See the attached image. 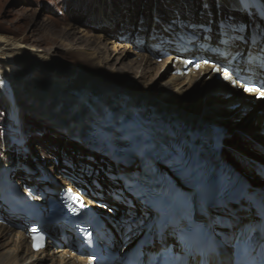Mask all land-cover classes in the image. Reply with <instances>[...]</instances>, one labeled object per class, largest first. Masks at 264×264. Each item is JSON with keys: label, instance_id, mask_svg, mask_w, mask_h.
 Wrapping results in <instances>:
<instances>
[{"label": "bare ground", "instance_id": "6f19581e", "mask_svg": "<svg viewBox=\"0 0 264 264\" xmlns=\"http://www.w3.org/2000/svg\"><path fill=\"white\" fill-rule=\"evenodd\" d=\"M146 2L154 5L152 9L147 10L146 17L153 18L149 29L144 24L146 22L144 21V13L140 11H137L138 15L136 14L135 18H137V21L144 22L137 26L132 24L130 20V14H133L130 10L131 2H127L128 5L119 8L122 10L110 12L116 23L111 21L109 13L104 11V18L99 22L100 25H108L114 29L118 28L119 32H106L104 28H102L103 30L100 29L101 31L90 30L88 38L93 44L101 45L96 53L86 54L88 50L74 49L71 42L73 40L71 38L72 34L63 35V33L48 40L47 45L52 46L49 47L50 49L29 47L27 44L33 31L37 32L36 23H31L30 29L32 30H29L25 35H20L18 40L9 36L6 30L0 29V102L5 111L6 121L4 125L6 127H4V130L7 133L10 131V124L13 121L12 113L15 112L17 120L21 123L23 135L26 131L31 133L30 130H32L27 124L29 117L35 123H39L38 125L41 128H46L52 131L55 136L64 138L66 143L75 138L71 129L65 126V122L71 121L80 123L83 127L87 126L89 130H92L94 137L108 142L110 138L104 135L94 123H91L93 119L112 120L114 123L117 120L122 123L130 121V128L138 131L140 122L146 119L149 120L151 125H159L163 128L167 127V123L171 119L184 124H190L194 120L205 123L211 119L216 123V126L225 125L229 128L232 124L231 121H234L235 114L241 113L242 119L248 117L253 111L249 108L252 96L244 95L223 80L213 82V86L210 88L209 83L196 82L194 77L192 79H183L182 76L172 77L168 75L165 69L170 67L174 70H182V65L186 62L185 58L187 56H179L178 53H173L166 59L156 61L147 53L138 52L139 48L132 38L134 33L139 38L146 36L150 29H153L152 32L162 34L159 30V21L163 22L166 19H168L167 22H171V19L184 20L186 25L182 27L179 25V27L189 33L190 40L191 38L198 39V43L194 45L197 50L192 51V55L197 56V58L205 57L208 52L200 48L201 44L211 46L217 38L215 34L217 27L214 25L211 27L212 32H209V40L203 41V35L207 33L206 28L215 21L216 13H219L223 18L224 13H227L229 9V2L233 3V0H182V3L179 0H146ZM234 3L237 5V1ZM200 4L201 7H198ZM217 6H219L218 9H216ZM226 17H234L241 23L246 18L245 15H233L231 11L226 14ZM255 18L259 20L258 17ZM109 21L112 23H109ZM95 23H98V19ZM257 27L258 33H254L250 40L247 39V33H244V31L233 34L236 43L231 44L227 52L244 54L247 50L250 54L256 55L254 56L255 66L258 72L261 73L264 68V28L261 23H257ZM262 28L263 38L259 35ZM69 30L70 28L64 29V31ZM220 30L226 31V35H229L228 29ZM72 32L80 31L74 28ZM119 34H122V36L120 37ZM119 38L133 39L136 46L132 52L130 51V54L136 57L133 62L125 63V59L121 58L120 51L124 48L129 50L130 47L121 43L122 40H118ZM242 38L243 42L239 43ZM143 39L147 38L143 37ZM241 44H245V46ZM51 51L53 52L51 53ZM84 54L86 58H83L82 62L72 58ZM119 55L120 57H118ZM175 60H177V63H173ZM114 61L115 63L110 65ZM158 62L162 64L158 65ZM115 65H120V67L114 68ZM163 70L165 72H162ZM158 79L162 80L158 81ZM152 82H157L156 89L149 88ZM5 84L12 90L13 99L15 100L14 105L3 94L2 87ZM217 93L221 94L218 95ZM125 98L131 101V105L127 107L130 108L131 106L132 108L130 115L127 113L114 116L105 115V111H117L119 108L116 104L122 102ZM237 98L240 99V102H236ZM106 105L108 109L104 110L103 107H106ZM133 108L137 109V114L133 111ZM87 112L100 115L87 116ZM87 122L89 124H86ZM244 130V136L229 132L228 137L226 136L222 140L223 149L225 147L228 150L221 148V161L227 164L233 162L239 164L243 172L248 174L247 176H251L254 175L255 169L250 164H246L242 157L248 159L249 152L264 157V112H259L250 119L248 124L245 123ZM6 132L4 135H7ZM111 142L115 144L112 145L113 147H122L119 138H115ZM237 144H240L244 151L240 147L237 148ZM83 149L85 150V148ZM5 155L2 162L12 160L14 157H17L20 161L21 155L18 150L15 151L13 156H10V152H5ZM53 157V154L49 155L48 159H55ZM254 158L250 157L249 162L253 161ZM86 159L90 161L94 159L96 162L78 161L76 164L74 162V173L69 172L67 174L80 175L86 180L87 177L81 175V171L86 168L84 165L95 167L96 170L107 167L111 171L130 172L134 170V165L137 163H133L132 167L128 169L122 165L117 166L102 156L96 160L93 155H88ZM64 168L66 167L64 166ZM60 169L62 170V167ZM76 172L77 174H75ZM67 174L62 176L67 177ZM102 176V173H100L97 178ZM66 186H70L68 180L63 181V186L56 187V191H59L60 187ZM87 189L83 187L81 190ZM103 189H107L105 184ZM92 192L98 194L95 191ZM92 192L88 191V196L94 199ZM97 192L100 191L97 190ZM100 193L101 201H106V204L110 206V211L114 207L123 208L121 211H128L124 205L115 204L111 197H108L104 192ZM131 211L133 213L131 217L139 214L136 210ZM114 212L119 214V211L115 210ZM105 214L112 220L117 218L110 213ZM248 214V219L246 218L247 213L242 214L238 210H232L231 217L227 215L233 231L254 216L252 212ZM123 218L126 217L123 216ZM119 222L111 221L109 225L115 233L114 245H121L119 239L123 241L122 228ZM55 238L59 241L58 245L49 244L46 251L33 253L30 250V241L24 231H15L0 226V264H91L86 258L76 256L69 245L67 246L65 241L69 238L68 236L64 240L58 237ZM222 264H224V261Z\"/></svg>", "mask_w": 264, "mask_h": 264}, {"label": "rangeland", "instance_id": "374dc122", "mask_svg": "<svg viewBox=\"0 0 264 264\" xmlns=\"http://www.w3.org/2000/svg\"><path fill=\"white\" fill-rule=\"evenodd\" d=\"M127 2H131L132 4V6L130 7L131 13H133V14H130L131 15L130 20L132 24L134 26L135 25L137 26V25L142 24L144 21H146L144 24L149 29V26H151V22L153 21V18L149 19L146 17L147 10L152 9L154 5L153 4L150 5V3H147L146 0H0V29L6 30L9 36L16 38V40H18L20 39L19 38L20 35H23V34L25 35L27 34L29 30H32L30 29L31 23H36L37 32L33 31L32 37L27 44L29 47H33V48L42 47L45 50L50 49L49 47H52V46L47 45L48 40L53 39V36L55 37L59 35L60 33H63V35L72 34L71 38H73V40L71 42H72V47L74 49L76 48L77 50H88L86 54L90 52L96 53V51L99 50L101 45L93 44L92 41L88 38V34L90 33V30L94 29L96 31H101L100 29L104 28L106 32H115V33L119 32L118 28L114 29L108 25H103V24L100 25L99 22H101L102 21L101 19L104 18V11H107L109 13V19L115 22V18L110 15V12L122 10L119 8L122 6L128 5ZM179 2L182 3V0H179ZM167 3L169 4V2ZM198 7H201V4L198 5ZM137 11L144 13L145 17H144L143 22H141V20L137 21V18H135L138 15ZM226 18L229 19V17H226ZM97 19H98V23H95L97 22ZM180 22L181 23L179 25L181 27L186 25L184 23V20ZM109 23H112V22L109 21ZM95 24H97V26H95ZM68 28H70L69 31H64V29H68ZM74 28H76L80 32H72L74 31ZM119 36L121 37L122 34H119ZM176 38L178 37L176 36ZM118 40L120 41L122 40L121 43L126 44V46L130 47L129 50L124 48L120 51L121 58L125 59V63L133 62L136 59L135 55L130 54L133 48L134 49L136 48L133 39L131 38L120 39L119 38ZM52 52L53 51H51V53ZM120 55L118 57H120ZM72 58L78 61L81 60L82 62L83 58H86V55L84 54L82 56L72 57ZM114 63L115 61L110 63V65H113ZM116 67L119 68L120 65H115L114 68ZM162 72H165V70H163ZM159 80H162V79H158V81ZM149 88L156 89L157 82H152ZM4 113H5L4 108L2 107V103L0 102V155L1 153L3 154L0 156V163L4 161L3 158L5 155V152L2 151L4 147L2 145V140H1V138L4 140L5 133L3 132H6L4 130L5 129L4 122L6 121ZM245 118L247 117H244V119ZM27 124L32 129L30 130L31 133H34V131H36L37 128H41L38 125L39 123L38 124L35 123L31 119H29V117L27 119ZM41 129H44V128H41ZM44 131L47 132L45 136L31 138L30 141L28 142L30 153L26 156L25 161L27 164L30 165V167H32L33 165L32 160L33 161H43L45 163L47 162L46 166L48 168H46V170L48 171V173L53 176H55V174L59 176L60 173L54 170L55 162H52L51 159H48V156L53 154L54 155L53 158L59 157V159L62 160L61 158L62 153L58 152L59 149L66 150V152L69 154L68 157L72 161L71 166H65L66 168H64V165H62V168L65 169L64 174H67L69 172L74 173L73 165H75L78 161L96 162L94 161V159L91 161L89 159H86L88 155H93L96 160L99 159L96 153L89 151L86 147H84V145L79 144L73 139L71 140L68 139L70 142L66 143L64 142L65 140L64 138L60 136H55L52 133V131L46 128L44 129ZM111 140H114V139H111ZM46 145L47 147H45ZM236 147L237 148L240 147V149L243 150L240 144H237ZM83 148H86V149L84 150ZM11 150L15 153V151L18 150V148L15 147V148H12ZM49 151L52 152V154H48ZM248 155H249L247 156L248 161L250 157H255L262 161L264 160V157L262 155L254 153V152L253 153L249 152ZM229 164H234L236 165V167H238V169L239 168L241 169V165L239 164H236L234 162L229 163ZM75 174H77V172ZM67 175L72 176L74 174H70V175L67 174ZM18 176H21V175H18ZM57 181L63 186L62 178H58ZM100 182H103V181H100ZM106 195L110 197L108 194ZM107 206L110 209V206L109 205ZM121 209L123 208H120V210Z\"/></svg>", "mask_w": 264, "mask_h": 264}, {"label": "water", "instance_id": "95a60500", "mask_svg": "<svg viewBox=\"0 0 264 264\" xmlns=\"http://www.w3.org/2000/svg\"><path fill=\"white\" fill-rule=\"evenodd\" d=\"M257 104L258 103L254 104L253 102L250 103L249 108L252 109L253 111L245 119H242L243 117H242L241 113L235 114L236 116L234 117V121L232 122L231 126L229 127L230 132H232V133H244L245 123H248L250 121V119L255 117V115L258 114L259 112L264 111V102L259 103L258 105ZM204 124L209 125V126L216 125V123L213 122L211 119L207 120ZM253 161L257 162V163L264 164L262 162V160L257 159V158H254ZM251 184H252L253 188L264 191V180L257 178L254 181H252Z\"/></svg>", "mask_w": 264, "mask_h": 264}, {"label": "snow or ice", "instance_id": "6c2138e0", "mask_svg": "<svg viewBox=\"0 0 264 264\" xmlns=\"http://www.w3.org/2000/svg\"><path fill=\"white\" fill-rule=\"evenodd\" d=\"M213 68H214V70L216 72H221L222 71L220 68L216 67L215 65H213ZM223 76H224L225 80L232 82L233 87L236 86L235 82L232 80V77L228 74L227 71L223 72ZM242 87H243V91L245 93H256L257 94V98L264 99V90H260V89H257V88H254V87H248V86H242ZM75 199H79V197H76ZM33 231H35V230H33ZM42 239H43L42 237H34L33 238V240H34L33 248L36 251H39L43 247V244L40 243V241Z\"/></svg>", "mask_w": 264, "mask_h": 264}, {"label": "trees", "instance_id": "16d2710c", "mask_svg": "<svg viewBox=\"0 0 264 264\" xmlns=\"http://www.w3.org/2000/svg\"><path fill=\"white\" fill-rule=\"evenodd\" d=\"M104 215H106L105 213H103ZM107 216V215H106Z\"/></svg>", "mask_w": 264, "mask_h": 264}]
</instances>
